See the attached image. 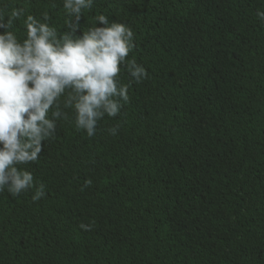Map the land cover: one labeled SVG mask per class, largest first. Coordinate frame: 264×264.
<instances>
[{"label":"trees","instance_id":"obj_1","mask_svg":"<svg viewBox=\"0 0 264 264\" xmlns=\"http://www.w3.org/2000/svg\"><path fill=\"white\" fill-rule=\"evenodd\" d=\"M12 8L67 30L62 0H0L5 16ZM257 10L264 0H95L83 10L82 31L99 14L128 25L126 59L148 75L137 83L121 66L129 101L117 117L88 137L65 109L39 159L18 166L46 196L0 192V264H264Z\"/></svg>","mask_w":264,"mask_h":264},{"label":"clouds","instance_id":"obj_2","mask_svg":"<svg viewBox=\"0 0 264 264\" xmlns=\"http://www.w3.org/2000/svg\"><path fill=\"white\" fill-rule=\"evenodd\" d=\"M94 2L62 0L69 17L62 32L50 25L47 13L37 18L22 8L7 16L0 11V192L18 196L35 189L32 201L44 198L45 186L18 166L39 159L42 142L67 119L65 109L73 111L76 129L93 137L99 121L117 117L129 101V86L119 80L121 66L137 83L147 78L141 64L126 59L134 47L128 25L99 14L93 26L81 30L82 12ZM257 16L264 21V12L257 10ZM22 17L20 32L14 23ZM108 131L116 135L118 126Z\"/></svg>","mask_w":264,"mask_h":264}]
</instances>
